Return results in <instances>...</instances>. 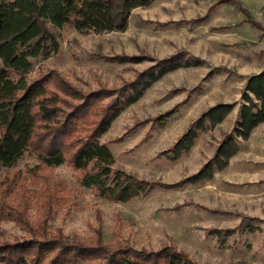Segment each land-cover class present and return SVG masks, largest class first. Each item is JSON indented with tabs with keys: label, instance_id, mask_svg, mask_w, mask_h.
Returning a JSON list of instances; mask_svg holds the SVG:
<instances>
[{
	"label": "rangeland",
	"instance_id": "rangeland-1",
	"mask_svg": "<svg viewBox=\"0 0 264 264\" xmlns=\"http://www.w3.org/2000/svg\"><path fill=\"white\" fill-rule=\"evenodd\" d=\"M241 1L264 25V0ZM243 17L238 9L216 0H151L132 9L123 30L98 32L67 25L56 29L59 52L32 58L29 77L50 69L83 90L117 88L162 58L183 53L197 64L166 72L99 137L109 146L115 166L154 182L147 194L108 200L80 185L77 172L67 164L37 170L43 174L40 183H55L65 196L45 213L49 231L83 240L101 232L105 241L123 240L146 249L171 244L197 264H264V122L246 140H238L237 152L226 167L215 169L212 178L180 182L195 173L231 132L247 78L264 68V34ZM133 55L143 59L126 60ZM218 102L234 106L219 124L201 131L179 157L168 156V147ZM171 109L175 110L162 125L152 124L155 116ZM37 162L33 153L25 152L11 167H0V186L15 185L14 193L18 184L32 187ZM35 189L29 193L34 200L39 199ZM40 210L35 200L27 212L29 220ZM213 229L227 233L221 238ZM23 236L26 231L20 224L0 217V243Z\"/></svg>",
	"mask_w": 264,
	"mask_h": 264
},
{
	"label": "trees",
	"instance_id": "trees-1",
	"mask_svg": "<svg viewBox=\"0 0 264 264\" xmlns=\"http://www.w3.org/2000/svg\"><path fill=\"white\" fill-rule=\"evenodd\" d=\"M150 1L0 0V167H11L25 152L33 153L38 160L32 169V187L18 184L16 195L15 185L8 189L0 186V217L16 221L26 231V236L0 243V264H197L171 244L157 249L137 248L123 240L105 241L101 232L83 240L51 232L46 225L45 213L63 202L65 196L55 183L39 182L43 177L37 172L40 167L67 164L77 172L80 185L108 200L128 201L152 189L154 182L115 166L109 146L99 137L154 81L169 70L197 61L179 53L156 61L117 88L83 90L50 69L29 77L31 59L59 52L56 29L64 25L98 32L123 30L132 9ZM216 3L238 9L244 15L243 21L264 34V25L241 0ZM126 58L133 62L143 59L142 55ZM241 97L243 104L231 132L219 141L212 156L181 183L212 178L215 169L226 167L237 152L238 140H246L253 128L264 122V68L247 78ZM233 106L218 102L204 110L168 147V156L179 157L201 131L219 124ZM174 110L158 114L152 124L162 125ZM33 188L41 210L31 221L27 212L35 202L29 195ZM211 232L221 238L227 233L223 229Z\"/></svg>",
	"mask_w": 264,
	"mask_h": 264
}]
</instances>
